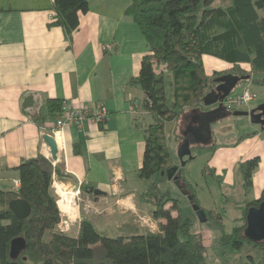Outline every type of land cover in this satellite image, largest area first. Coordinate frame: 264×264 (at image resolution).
I'll use <instances>...</instances> for the list:
<instances>
[{"label": "crops", "instance_id": "obj_1", "mask_svg": "<svg viewBox=\"0 0 264 264\" xmlns=\"http://www.w3.org/2000/svg\"><path fill=\"white\" fill-rule=\"evenodd\" d=\"M131 1L88 0L77 29L67 33L53 23V0H0V190L17 191V167L22 161L39 154L52 161L43 139L57 115L49 112L50 99L91 111L104 107L109 113L104 123L85 120L81 130L65 124L63 141L57 138L58 158L52 163L69 178L60 181L53 174V191L56 194L53 186L58 182L78 191L74 196L78 213L73 218L66 213L64 218L59 209L61 221L56 229L67 234L77 233L83 216L98 230L111 224L124 226L126 236L157 232L158 223L164 221L151 216L153 205L142 196L147 180L138 176L146 136L156 117L144 104L143 89L130 82L148 52L137 23L125 13ZM213 58L220 60L203 56L208 74L218 67ZM229 67L225 62L222 70ZM214 149L210 168L223 184L232 181L237 165L246 187L242 164L259 158L245 192L251 196L243 209L264 188V128L257 125L233 146ZM94 189L100 193L94 194Z\"/></svg>", "mask_w": 264, "mask_h": 264}, {"label": "trees", "instance_id": "obj_2", "mask_svg": "<svg viewBox=\"0 0 264 264\" xmlns=\"http://www.w3.org/2000/svg\"><path fill=\"white\" fill-rule=\"evenodd\" d=\"M53 9V23L71 33L79 25L80 13L88 10V0H53ZM125 13L137 23L148 46L139 73L130 82L143 89L144 104L156 117L146 136L138 176L147 180L142 196L153 205L151 216L164 221L158 223L157 232L128 236L105 235L84 216L75 235L56 229L61 212L52 188L53 174L60 181L68 180L69 175L39 154L18 165L17 191L0 190V264L205 263V248L191 232V218L182 216L176 198L158 192L156 177L175 165L164 137V123L184 116L191 106L200 108L203 97L213 89L216 74L249 75L254 84L264 86V75L259 76L264 74V0H132ZM204 55L230 67L208 74ZM59 106L50 99L49 112H58ZM258 161L253 157L242 164L246 187ZM180 171L179 167V178L197 203L190 182ZM263 195L264 188L258 199L245 203L237 218L243 224L224 233V243L239 248L247 241L264 249V241L254 242L243 234L247 209L257 206ZM15 198L29 202L27 217L10 210L8 203ZM210 213L221 218L216 211H206V216ZM18 236L24 238L25 246L11 258L10 241Z\"/></svg>", "mask_w": 264, "mask_h": 264}, {"label": "rangeland", "instance_id": "obj_3", "mask_svg": "<svg viewBox=\"0 0 264 264\" xmlns=\"http://www.w3.org/2000/svg\"><path fill=\"white\" fill-rule=\"evenodd\" d=\"M212 63L218 66L216 70H222L225 66L223 60L216 61L213 58ZM263 75L260 74L259 76ZM251 83V79L240 80L229 93L232 96L237 95L246 84L257 93L256 100L242 107L243 109H248L264 101V86ZM204 106L203 104L199 107L204 108ZM193 109L200 110L198 107L191 106L185 115H188ZM188 122L189 115L181 116L179 120L177 119L175 122H167L165 124L164 137L173 157L172 164L179 165L177 146L182 140V133ZM255 127H257V124L251 123L247 116L225 114L224 116L215 118L210 125L212 132L210 141L207 144L192 142L190 148L194 158L189 160L184 166H180V175L190 182L197 204L201 207L203 204L210 205L211 208L216 206L215 211L221 213L223 215L222 218H218L215 215L216 213H210V215H207L206 220L201 221L193 209L188 196L181 193L172 180L168 179L166 175L156 177L158 192L162 194L166 193L168 196L176 198L182 216L191 218V232L200 238L205 248L204 264H264V249H261L254 243L246 241L239 248H235L231 243H224L222 240L224 233H230L235 226L243 224L244 221L237 220V216H242L244 201L250 199L251 196L249 193H245L247 187H244L240 168L237 165L235 166L232 181L229 184H223L221 180L216 179L214 177V170L210 168L212 161L210 152L214 148L216 149L222 144L228 147L233 146L243 133H247L249 129ZM220 156L221 152L217 154V159ZM53 187L55 188V186ZM69 190L71 189H66L65 184L62 185L61 191L67 192ZM75 193L77 192L74 190L69 191L70 196L73 198ZM56 194L58 204V201L61 199V193L59 191ZM74 203L71 214L73 217L76 211L78 213V209L76 206L74 207ZM58 207L63 212L59 204ZM64 213L66 212H63L64 218H66ZM61 226L64 227V224ZM99 230L108 236L126 235L128 233L126 227L120 225L114 226L112 224L107 227H100Z\"/></svg>", "mask_w": 264, "mask_h": 264}, {"label": "water", "instance_id": "obj_4", "mask_svg": "<svg viewBox=\"0 0 264 264\" xmlns=\"http://www.w3.org/2000/svg\"><path fill=\"white\" fill-rule=\"evenodd\" d=\"M249 75L238 74H224L213 79L214 82H219L212 90H210L203 97V104L210 106L217 103V106L205 110L198 111L193 109L191 111L190 120L187 123L183 133L182 140L177 146V155L179 158V165L175 164L164 171L161 175H166L168 179L172 180L174 185L183 193L187 195L192 202V207L201 221L207 219L206 212L197 203L193 201V194L186 189L184 182L179 178L178 169L184 166L187 161L194 158L190 144L196 142L199 144H207L211 139V122L225 114H232L237 116H247L253 124H259L264 128V101L252 109H235L228 111L224 108L221 101L227 96L231 90L236 86L238 81L248 79ZM43 139L49 147V152L53 160H57V145L54 138L49 133L43 134ZM94 194H99L96 189ZM8 206L10 210L18 217L24 218L30 214L31 206L29 202L23 198H15L9 201ZM245 237L254 242L264 241V195L257 206H250L246 213V226L243 229ZM25 246L23 237H14L10 241L9 256L15 258Z\"/></svg>", "mask_w": 264, "mask_h": 264}, {"label": "built area", "instance_id": "obj_5", "mask_svg": "<svg viewBox=\"0 0 264 264\" xmlns=\"http://www.w3.org/2000/svg\"><path fill=\"white\" fill-rule=\"evenodd\" d=\"M103 48L105 49L107 47H103ZM256 97H257V93L250 86L245 85L243 90L237 95L232 96L228 94L227 96H225V98L222 100V105L226 110L243 109L242 107H245L250 102L256 100ZM108 118H109L108 111L104 107L96 111H91L88 109H84L82 107L72 106L66 100H62L60 102L59 110L55 118L54 127L51 130V132H46V133H49L54 138L55 141L57 138H59L62 142L63 127L65 124L75 125L77 128L81 130L85 120L95 123H104ZM44 145L46 148H49L46 142H44ZM48 156L53 161V163L57 161V160L56 161L53 160L51 158V155ZM53 163L52 165H54ZM14 182L15 185H19L18 180H15ZM76 205L77 203L75 201L74 206ZM142 221L147 222V219L142 218Z\"/></svg>", "mask_w": 264, "mask_h": 264}, {"label": "bare ground", "instance_id": "obj_6", "mask_svg": "<svg viewBox=\"0 0 264 264\" xmlns=\"http://www.w3.org/2000/svg\"><path fill=\"white\" fill-rule=\"evenodd\" d=\"M56 145H57V139H56ZM57 150H58V146H57ZM62 185L63 184H60V183L55 184L56 193H58L59 191L61 193V199L58 201V204H59V206L62 207L63 212L65 211L69 215L70 218H73V216L71 214H72V209H73L74 198L72 196H70V194H69V191H71V190H69L67 192L61 191ZM66 189H69V188L66 187Z\"/></svg>", "mask_w": 264, "mask_h": 264}, {"label": "flooded vegetation", "instance_id": "obj_7", "mask_svg": "<svg viewBox=\"0 0 264 264\" xmlns=\"http://www.w3.org/2000/svg\"><path fill=\"white\" fill-rule=\"evenodd\" d=\"M228 73H232V74H234L232 71H225V72H222V73H219V74H216L214 77H213V79L215 78V77H218V76H221V75H224V74H228ZM219 82H214L213 81V88L218 84ZM225 98V97H224ZM223 98V99H224ZM261 102H263V101H261ZM261 102H259V103H257V105L258 104H260ZM221 103H222V101H221ZM257 105H255V106H252V107H250V108H248V109H252V108H254V107H256ZM215 106H217V103H215V104H213V105H210V106H204V108H199L200 110H198V111H205V110H208V109H211V108H213V107H215ZM188 116V115H187ZM190 116H191V112L189 113V120H190ZM264 116H262V118H263ZM258 126L260 127V125L258 124Z\"/></svg>", "mask_w": 264, "mask_h": 264}]
</instances>
